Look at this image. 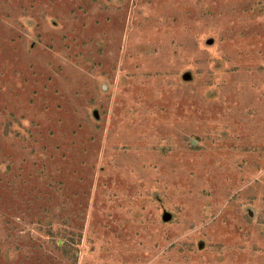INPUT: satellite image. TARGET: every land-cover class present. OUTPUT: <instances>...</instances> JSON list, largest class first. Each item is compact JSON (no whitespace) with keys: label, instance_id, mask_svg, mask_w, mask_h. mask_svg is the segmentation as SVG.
<instances>
[{"label":"rangeland","instance_id":"obj_1","mask_svg":"<svg viewBox=\"0 0 264 264\" xmlns=\"http://www.w3.org/2000/svg\"><path fill=\"white\" fill-rule=\"evenodd\" d=\"M0 264H264V0H0Z\"/></svg>","mask_w":264,"mask_h":264}]
</instances>
